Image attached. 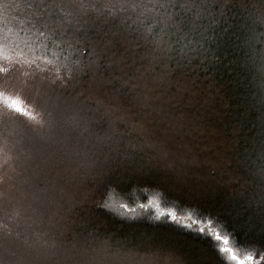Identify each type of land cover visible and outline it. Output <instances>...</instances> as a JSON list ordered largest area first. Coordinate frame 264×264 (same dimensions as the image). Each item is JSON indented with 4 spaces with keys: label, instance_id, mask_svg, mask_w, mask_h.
Instances as JSON below:
<instances>
[{
    "label": "trees",
    "instance_id": "obj_1",
    "mask_svg": "<svg viewBox=\"0 0 264 264\" xmlns=\"http://www.w3.org/2000/svg\"><path fill=\"white\" fill-rule=\"evenodd\" d=\"M27 2L16 0V9L9 12L0 6L4 14L0 36L9 34L15 41L35 39L23 30ZM61 2L70 4V0ZM84 2L99 6L118 0ZM204 2L212 6L211 16L203 12L200 21L210 25L206 35L213 36L204 45L208 59H184L177 64L165 58L158 65L161 54L139 37L130 20L122 22L131 13L99 8L84 14L69 6L58 9V14L83 24L93 45H81V50L72 53L73 59L80 60V71L58 73L55 62L49 63L50 53L36 48V56L25 51L32 62L22 63L6 76L0 74V90L23 97L25 107L35 116V120L17 117L0 106V119L10 117L19 126L18 140L6 136L10 159L0 166V196L13 184L26 194L30 205L14 210V218L10 211L0 213V235L11 233L0 241V252L8 264H152L145 258L159 257L157 253L167 254L160 257L163 262H172L168 257L174 256L185 264H220L209 238L171 222L176 227L158 224L166 219H157L159 209L149 201L156 199L163 208L164 197L202 213L211 212L231 235L234 247L264 252V225L258 220L264 211V0ZM213 19L217 22L211 23ZM48 47L59 51L50 43ZM120 58L121 63L125 59L124 68L115 72ZM0 67L9 65L0 63ZM30 73L33 81L26 80ZM161 79L164 85L168 80L177 85H171L168 92H182L180 100L173 98L168 103L172 116L182 114L191 124L187 108L197 115L193 127L204 146L199 150L201 160L205 158L200 165L202 174L185 159L177 129L172 146L182 158L175 151L177 157H167L174 164H163V172L152 165L159 155L151 152L147 138L159 136L141 107L145 95L164 88L157 85ZM100 83L101 91L108 94L105 98L89 92L90 84L98 88ZM30 84L35 96L25 88L28 85L30 90ZM134 86L140 92L135 93ZM44 97L52 99L55 107H44ZM126 112L138 114L142 122L130 119ZM73 117L75 122L70 120ZM179 129L193 130L180 123ZM209 133L220 139V146L210 145L214 153L205 147L210 144L211 139H205ZM205 151H210V157H202ZM176 168L195 181L180 184ZM218 178L221 181L215 182ZM213 181L209 185L213 191L195 189ZM42 186L46 192L40 190ZM140 210L142 217L125 220ZM60 248L62 255L55 261L54 250Z\"/></svg>",
    "mask_w": 264,
    "mask_h": 264
},
{
    "label": "snow or ice",
    "instance_id": "obj_2",
    "mask_svg": "<svg viewBox=\"0 0 264 264\" xmlns=\"http://www.w3.org/2000/svg\"><path fill=\"white\" fill-rule=\"evenodd\" d=\"M69 6L84 14L90 10L98 11L99 8H117L123 13H131L132 15L123 17L122 22L130 20L136 26L134 30L139 37L149 44L154 52H159L169 61L175 60L179 64V60L184 59L189 62L197 57L208 59L205 56L207 49L204 45L205 42L213 41V36L206 35L210 25L200 21L203 18V12L208 11L211 16L209 9L212 6L206 4L204 0H118L116 3L110 2L99 6L94 3H85L84 0H70V4L62 3L61 0H28L27 18L24 21L26 28L23 30L35 39L21 38L13 41L9 35H4L0 39V63H6L9 67H0V74L6 76L10 71L18 69L22 63L32 62L25 57V51L32 53L36 48H43L45 52L50 53L58 73L60 70L65 73L80 71V60L73 59L72 53L81 50L79 49L81 45L84 48H91L93 45L83 24L79 21L74 24L66 16L61 17L58 14V9ZM2 7L7 9L9 5L5 3ZM216 22L213 19L211 23ZM165 37L169 38L165 39ZM49 43L59 51L49 49ZM26 103L23 97L10 95L0 90V106L14 112L17 117L35 120L33 112L25 107ZM70 120L75 122L76 118L73 117ZM47 123L49 127L53 126L51 120ZM0 136L3 137L0 141V166H2L8 164L10 157L6 151L8 143L6 135L0 132ZM160 195V192L156 193L157 197ZM163 202L164 207L161 208L156 199L149 201L159 209L157 219L165 217L166 222L195 232L198 236L209 238L217 251L220 264L225 262L227 264H264V252L255 249L246 251L234 247L231 235L225 233L223 225L211 212L202 213L192 205L184 206L167 197H164ZM144 206L141 205V207ZM258 220L261 225H264V211ZM9 236L11 233L4 231L0 235V241ZM0 264H8L2 252H0Z\"/></svg>",
    "mask_w": 264,
    "mask_h": 264
},
{
    "label": "rangeland",
    "instance_id": "obj_3",
    "mask_svg": "<svg viewBox=\"0 0 264 264\" xmlns=\"http://www.w3.org/2000/svg\"><path fill=\"white\" fill-rule=\"evenodd\" d=\"M5 3H7L9 5V7L7 9H4L2 7V5L5 4ZM0 6H1V9L4 12H9V11L15 10L16 7H17V4H16V0H0ZM3 17H4V14L2 12H0V20ZM2 38H3V36H0V39H2ZM11 39L13 41H15L14 38L11 37ZM26 52H27V50H26ZM27 53L28 54H33V55L36 56V49H34V52H32V53H29V52H27ZM47 58H48L49 62L50 61L52 62V60H51V58L49 56H47ZM124 60L125 59L122 58V63H121V58L117 61L118 62V65L116 66L117 68L114 69L115 72L117 70L118 71H121L120 68H124V64H123ZM137 74L140 75L141 72L137 71ZM27 75L28 76L25 75L26 80L29 78V80L33 81V79L30 78L31 77V73L30 74H27ZM161 80L164 81L165 79H161ZM158 81H160V80H158ZM141 83L143 84V79L141 80ZM25 85H26V83H25ZM165 85H164V88L161 89L160 91H157L155 93H149L148 92L150 95H153V96H150L149 94H148V96L145 95L144 98H143V103H142L143 104V107H141V113H143V116H145V118H147V120L151 124L152 130H153V127H154V130H155L156 134H158V136L160 138V143L165 148L163 150L164 152H162L160 154V157L157 156V158H155V160L152 161V165L155 166L157 164L158 165V170L161 171V172H163V170L161 169V167H164V169L166 170V167L163 164H166L167 167H168V165H173L174 164L170 160V158H167V157H175V156L177 157L176 153L178 154V156L180 154H182L175 147H172V148L170 147V146H172L170 141H173L174 140V142H175V140H176V139L173 138L174 137V134H175V131L174 130L177 129L178 132L180 130L179 129V123H180L179 122V119L182 118V114L175 115V117H176L175 118L174 116H172L173 114L171 112H169V107H167V106H169L168 103L171 102V99L176 98V99H179L180 100L181 99V96H182V92L181 91H177V90L175 92H173V93H171L170 91L168 92V90H170V87L177 86L176 84L174 85L173 80H170V81L168 80ZM134 87H135V93L138 92L139 90L137 91V87L136 86H134ZM25 88L27 89V92L31 96H35V88H34V85L33 84H30V90H29L28 85L25 86ZM102 89H104V87L102 86L101 83L99 84V87L98 88H95V86H93V88H92L91 87V84H90V90H89V92H90V94L93 97L105 98L106 96H108V94H107V92H105V90L104 91H101ZM110 95H111V93H110ZM134 97H135V95H134ZM30 99H32V97H30ZM41 100H42V103H41V101H40V103L42 105H44V107H48V108L55 107V104H54V102H53L52 99H50L48 97H44ZM137 110H140V109H137ZM184 112H185V110H184ZM191 112H193V110L192 109H189V108H187V110L185 112L186 117L188 119H190L191 122H192L190 124V122L187 121V123H188L187 125H189V127L191 129H193L191 131L195 132L194 133V136H198L199 134L196 133V129H195V127H193L194 124L195 125L197 124V120H196L197 115H193L194 113H191ZM11 122H15V120L12 119V118H10V117H7L5 119H0V132H2L7 137H10L9 140H12V139L18 140V138H19V130H18V127L19 126H18L17 123H14L13 124ZM167 125H169V128H168ZM203 125H205V124H203ZM203 125H202V129L207 128V126H205V128H204ZM211 129L213 131L216 130V128L214 126L211 127ZM24 131L25 130L22 129V133ZM171 135H173V136H171ZM2 139H3V137L0 136V141H2ZM192 139L195 140L196 137L195 138H192ZM205 139H211V140H209L210 144H208V145H215L216 144V145L220 146V142H218V141H220V139H218V137H216V136H214V137L211 136L210 133L207 135V138H205ZM184 141H188V139H182V138L180 139V142H184ZM147 146H149L148 143H147ZM130 147L134 150V152L137 150V147L135 148V146L130 145ZM173 148L176 151V153L173 150ZM11 149L12 148L9 147V150H11ZM134 152L132 154H134ZM207 153L208 152H206L204 154L207 155ZM207 157H209V156H207ZM169 160H170V162H169ZM179 164L182 166L181 163H179ZM185 167L188 168V169L191 168L190 165H185ZM176 170H177L178 180H180V182H181L180 184H182L184 186H187L191 182H194L195 181V179L191 180L189 178V176H186L185 175L186 173L179 172L180 169H177L176 168ZM199 170H200L199 172L202 174V170L201 169H199ZM191 171L192 170L190 169V172ZM219 181H221V178H218L215 182H219ZM211 184H214V181H213V183H209V184H204L203 183V185H200V186H198L195 189H197L201 193L208 191V189L210 191H213V186L209 187V185H211ZM4 192H5V196H3V197L0 196V208H2V211H10V216H13V218H14V214H13L14 210L20 209L23 206H30L29 205V200H28L26 194L25 193L22 194L21 192H19L17 190V188H15V186L13 184H11V186H8L7 185ZM26 199L28 200L27 201V205L25 203ZM67 199H69V198L67 197ZM0 213H2V212L0 211ZM148 257H150V256H148ZM74 258H75V260L80 259L77 256H75ZM141 261H143L142 258H141Z\"/></svg>",
    "mask_w": 264,
    "mask_h": 264
},
{
    "label": "bare ground",
    "instance_id": "obj_4",
    "mask_svg": "<svg viewBox=\"0 0 264 264\" xmlns=\"http://www.w3.org/2000/svg\"><path fill=\"white\" fill-rule=\"evenodd\" d=\"M163 61L164 62L166 61L164 57L163 58L162 57L161 58L158 57V59L156 61V64L161 65L163 63ZM160 84H161V86H164V81L160 80L157 85H160ZM150 96H153V95H150ZM126 113L130 114V119H132V120H140L142 122L141 118L138 117L139 116L138 114H135L134 112H126ZM185 121H186L185 119H183V121H180L181 126H183V127L188 126L187 125L188 124L187 121L186 122ZM143 126L146 127L144 124H143ZM179 133L181 134L180 138L188 139V141H184V142L181 143L183 145L185 151H186V154H187V155H185V159L188 160V161H192L195 165H197L198 169H200V165L203 163L205 158H203L201 160V154L199 153V150L201 148H204V146L202 144H199V141H198L197 138L195 140L192 139V138H195V136H194L195 132L181 129L179 131ZM173 138L176 139L175 137H173ZM147 139H148L147 141H148L149 148H150L151 152L153 154L157 153L159 155V157H160V154L162 152H164L163 150L165 149L163 147V145L160 143V138L159 137L150 136ZM173 141H170L171 145H172ZM207 144L205 145V147L208 146V148L214 153V151H216V149H214L212 146L207 145ZM170 147L172 148L173 146H170ZM206 152H208L207 155L204 154ZM209 152L210 151L203 152L202 157H204V156H209L210 157V153ZM180 155H181V158H182L183 154H180ZM40 190L43 191V192H46V188L44 186L40 187ZM113 215L118 216L120 218L122 217L121 213H114ZM142 216H143V210H140V211H137L133 216H131L129 218H126L125 220L134 221V220L139 219ZM160 218L161 219H163V218L166 219L165 217H160ZM158 224H166V225H170L172 227H176V226L171 225L170 223H168L166 221H159ZM60 250H61V248L59 250H54V253H53L54 257L53 258H54L55 261H57L59 259V257L62 255L60 253ZM156 255L159 256V257L154 258L153 256H150V257L146 256V258H145L146 262L148 263L150 261L152 264H185L183 259L177 258V257H174V256H169L168 257V258H171L173 260L172 262L170 260H168V259L165 260V262H163L160 257H166L167 254L160 255V254L157 253ZM65 257H66V255H64V258Z\"/></svg>",
    "mask_w": 264,
    "mask_h": 264
}]
</instances>
